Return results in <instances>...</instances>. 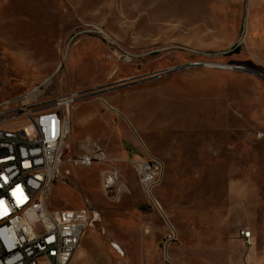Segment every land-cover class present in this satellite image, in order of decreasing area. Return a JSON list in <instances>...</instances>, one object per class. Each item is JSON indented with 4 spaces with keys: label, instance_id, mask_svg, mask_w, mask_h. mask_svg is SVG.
Here are the masks:
<instances>
[{
    "label": "rangeland",
    "instance_id": "1",
    "mask_svg": "<svg viewBox=\"0 0 264 264\" xmlns=\"http://www.w3.org/2000/svg\"><path fill=\"white\" fill-rule=\"evenodd\" d=\"M46 81L84 93L70 141L120 171L105 192L102 168L68 167L50 191L51 210L100 214L79 250L121 247H90L93 264H248L242 230L264 264V0H0V103ZM150 156L160 209L133 169Z\"/></svg>",
    "mask_w": 264,
    "mask_h": 264
},
{
    "label": "built area",
    "instance_id": "2",
    "mask_svg": "<svg viewBox=\"0 0 264 264\" xmlns=\"http://www.w3.org/2000/svg\"><path fill=\"white\" fill-rule=\"evenodd\" d=\"M50 89L46 81L15 102L0 103V264H70L85 235L96 227V210L48 207L51 188L69 173L66 168H102L103 190L119 188L116 160L102 143L70 141V110L84 93ZM21 117L25 124L18 130L2 129ZM133 169L160 209L154 193L163 181L164 163L150 156L135 161ZM240 237L252 246L250 230H242Z\"/></svg>",
    "mask_w": 264,
    "mask_h": 264
},
{
    "label": "crops",
    "instance_id": "3",
    "mask_svg": "<svg viewBox=\"0 0 264 264\" xmlns=\"http://www.w3.org/2000/svg\"><path fill=\"white\" fill-rule=\"evenodd\" d=\"M75 109H76V107H74V110ZM89 113L84 115V116H82V117H80V118H77V119L73 117L72 118L73 124L76 121H80V120H81L80 121L81 124H83V125H85L87 123L89 124V121H90L89 120ZM72 116H73V112H72ZM130 124L132 126L131 122H130ZM91 139H93V138H91ZM93 140L99 142L96 139H93ZM104 148L108 152V150H107V148L105 146H104ZM139 160H142V159H139ZM253 240H254V235H253ZM96 246L104 247L106 252H108V253L110 252V249H113L117 253H118L119 249H120L119 252H123L121 247L117 243H111V245H109V244H107V243H105V242H103L101 240H98V239H89V240L84 241V244L82 245V248L80 250H78V252L75 254V256H74V258H73V260L71 261L70 264H93V258H94V252L95 251L90 249V247H96ZM241 247H244V248L246 247V249L249 250L246 262L248 264H258V259H257L258 254H257L256 251L253 252L254 248H255L254 243H252V246H248V245H246V243L244 245L241 244ZM261 254L263 255V252ZM110 263L114 264V261H110Z\"/></svg>",
    "mask_w": 264,
    "mask_h": 264
},
{
    "label": "bare ground",
    "instance_id": "4",
    "mask_svg": "<svg viewBox=\"0 0 264 264\" xmlns=\"http://www.w3.org/2000/svg\"><path fill=\"white\" fill-rule=\"evenodd\" d=\"M130 60V59H129ZM131 61V60H130ZM201 65V64H200ZM205 66H212V67H222V68H228L231 69L232 67H230L229 65H223V64H205ZM72 122V109L70 110V123ZM72 126V123H71ZM72 128V127H71Z\"/></svg>",
    "mask_w": 264,
    "mask_h": 264
},
{
    "label": "water",
    "instance_id": "5",
    "mask_svg": "<svg viewBox=\"0 0 264 264\" xmlns=\"http://www.w3.org/2000/svg\"><path fill=\"white\" fill-rule=\"evenodd\" d=\"M191 66H194L193 64ZM232 70L242 71L244 70L242 67L234 66Z\"/></svg>",
    "mask_w": 264,
    "mask_h": 264
}]
</instances>
